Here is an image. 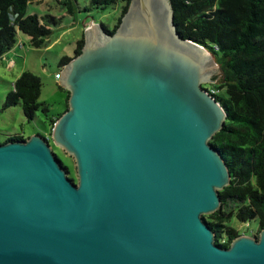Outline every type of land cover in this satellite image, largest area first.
<instances>
[{"label": "water", "instance_id": "1", "mask_svg": "<svg viewBox=\"0 0 264 264\" xmlns=\"http://www.w3.org/2000/svg\"><path fill=\"white\" fill-rule=\"evenodd\" d=\"M83 36L49 136L77 183L42 135L0 144V264H264V229L222 248L203 220L230 182L209 144L226 119L203 88L222 82L214 55L179 36L169 0Z\"/></svg>", "mask_w": 264, "mask_h": 264}, {"label": "trees", "instance_id": "2", "mask_svg": "<svg viewBox=\"0 0 264 264\" xmlns=\"http://www.w3.org/2000/svg\"><path fill=\"white\" fill-rule=\"evenodd\" d=\"M39 0H0V60L18 42V34L29 38L32 48L40 49L50 35V27H57L60 18L49 14L27 15V6ZM131 0H89L80 7L78 0H61L68 14L104 11L120 6V14L113 33ZM173 23L180 37L205 47L217 60L222 82L203 86L222 106L226 119L222 129L214 134L209 144L223 158L230 173L229 185L219 192L220 208L203 216L215 234V244L228 248L239 236L231 221L246 224L256 220L258 228L251 236L264 229V0H169ZM44 20V22H43ZM82 35L75 43L73 56L80 53ZM72 56V57H73ZM72 57H60L58 72ZM57 72V73H58ZM56 74V73H55ZM41 78L29 70L23 71L5 95L2 110L19 106L24 120L30 123L40 111L51 128L61 114L49 115L47 104L39 102ZM66 93V106L68 92ZM64 110V111H65ZM26 139L14 134L4 137L0 144ZM52 150L55 148L50 139ZM56 154V153H55ZM58 157V155L56 154ZM59 158V157H58ZM60 159V158H59ZM67 177L77 183L76 173L61 161Z\"/></svg>", "mask_w": 264, "mask_h": 264}, {"label": "rangeland", "instance_id": "3", "mask_svg": "<svg viewBox=\"0 0 264 264\" xmlns=\"http://www.w3.org/2000/svg\"><path fill=\"white\" fill-rule=\"evenodd\" d=\"M61 0H39L30 3L27 6L26 14L32 15L37 13L40 17L49 14L56 18H60V24L57 27L51 26V33L46 38L44 46L40 49L32 48L29 44V38L22 34H18V40L23 39L25 49L18 58L11 57L16 65L8 67L7 62L0 63V141L4 140L8 135H22L25 138L33 134L48 135L49 126L45 117L39 111L34 121L27 123L22 115L19 106L2 110V103L5 95L11 90L12 82L25 70L33 72L39 76L42 81V88L39 96V102L45 103L49 107V115L56 116L62 114L66 106V93L59 87V80L54 78L58 72L57 63L60 57H72L75 43L85 35L86 27L89 24L106 25L112 30L116 20L120 14V6H112L104 11H91L89 13H76L70 15L67 8L59 3ZM89 0H78L80 7L88 5ZM44 22V20H43ZM25 52V53H24ZM217 69L220 66L214 58ZM222 78L221 70H215ZM212 84H204L210 87ZM56 148V147H55ZM55 153L61 161H63L70 169L75 172V163L71 156L64 153L61 149ZM231 226L239 235H249L258 228L256 220L246 224L231 221Z\"/></svg>", "mask_w": 264, "mask_h": 264}, {"label": "crops", "instance_id": "4", "mask_svg": "<svg viewBox=\"0 0 264 264\" xmlns=\"http://www.w3.org/2000/svg\"><path fill=\"white\" fill-rule=\"evenodd\" d=\"M25 44L23 43V39H19L17 44L9 51L11 57L18 58L19 54L24 51L25 49ZM25 53V52H24ZM4 62L7 64V66L13 67L16 65L14 60H11L8 54H5L1 60L0 63L4 64Z\"/></svg>", "mask_w": 264, "mask_h": 264}, {"label": "built area", "instance_id": "5", "mask_svg": "<svg viewBox=\"0 0 264 264\" xmlns=\"http://www.w3.org/2000/svg\"><path fill=\"white\" fill-rule=\"evenodd\" d=\"M59 77H60V72H58V73H56V74L54 75V78H55V79H59Z\"/></svg>", "mask_w": 264, "mask_h": 264}]
</instances>
